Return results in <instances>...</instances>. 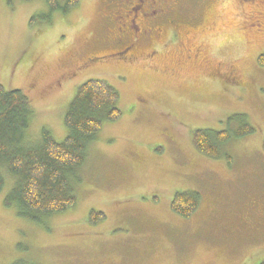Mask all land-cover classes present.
<instances>
[{"label":"rangeland","instance_id":"rangeland-1","mask_svg":"<svg viewBox=\"0 0 264 264\" xmlns=\"http://www.w3.org/2000/svg\"><path fill=\"white\" fill-rule=\"evenodd\" d=\"M63 2L0 0V85L31 100L26 140L45 128L61 141L66 107L88 79L117 90L121 114L70 176L76 203L42 223L4 205L14 177L0 167V264H264V0L180 1L189 21L179 37L146 55L156 41L141 46L134 64L90 46L102 0L65 14ZM240 114L254 131L220 157L194 148L193 130H234ZM180 191L200 194L188 217L170 209Z\"/></svg>","mask_w":264,"mask_h":264},{"label":"trees","instance_id":"trees-1","mask_svg":"<svg viewBox=\"0 0 264 264\" xmlns=\"http://www.w3.org/2000/svg\"><path fill=\"white\" fill-rule=\"evenodd\" d=\"M53 10H58V1L47 0ZM79 0H67L61 13H67L78 5ZM260 63H264L259 58ZM119 93L102 79H88L81 84L68 103L63 122L68 134L56 141L43 128L40 140L30 144L26 130L33 116L30 98L18 89L6 90L0 85V167L14 177L11 192L4 205L17 204V215L36 223L41 217L60 213L76 203L70 181L74 169L86 158L87 144L100 130L104 121L116 120ZM242 123L234 130H211L197 128L192 132L194 148L208 157L221 156L220 147L231 138H239L254 131V126L245 120V115H236ZM231 119V118H229ZM5 175L0 173V189ZM200 194L196 191L176 192L170 209L183 217L190 216L198 207ZM90 218L102 219V212H90ZM10 264H36L18 258ZM263 264V263H261Z\"/></svg>","mask_w":264,"mask_h":264},{"label":"flooded vegetation","instance_id":"flooded-vegetation-1","mask_svg":"<svg viewBox=\"0 0 264 264\" xmlns=\"http://www.w3.org/2000/svg\"><path fill=\"white\" fill-rule=\"evenodd\" d=\"M56 1H64L61 4L64 6L67 0ZM180 1L184 0H102L97 25L101 38L93 36L90 46L99 51L101 45H106L110 53L102 57H110V62L138 63L143 57L139 55L141 46H150L156 41L146 55L165 47L164 41L157 39L164 36L168 41L173 36L179 37L182 23L189 21L182 14L185 7ZM93 57L85 58L84 63ZM258 214L264 219V214L260 211Z\"/></svg>","mask_w":264,"mask_h":264}]
</instances>
